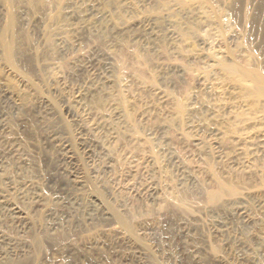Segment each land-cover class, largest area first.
I'll list each match as a JSON object with an SVG mask.
<instances>
[{
  "label": "rangeland",
  "instance_id": "374dc122",
  "mask_svg": "<svg viewBox=\"0 0 264 264\" xmlns=\"http://www.w3.org/2000/svg\"><path fill=\"white\" fill-rule=\"evenodd\" d=\"M9 4L0 0V249L18 255L6 264H195L191 244L203 264H242L203 218L226 214L229 199L208 200L211 164L248 206L264 201V109L239 80L264 77V0ZM48 136L67 141L70 162ZM159 142L199 179L185 206ZM93 199L99 211L86 217Z\"/></svg>",
  "mask_w": 264,
  "mask_h": 264
},
{
  "label": "bare ground",
  "instance_id": "6f19581e",
  "mask_svg": "<svg viewBox=\"0 0 264 264\" xmlns=\"http://www.w3.org/2000/svg\"><path fill=\"white\" fill-rule=\"evenodd\" d=\"M6 2L10 6L9 0H6ZM11 20L12 19L10 17L8 21L9 28L12 25ZM99 28L101 29L102 27L100 26ZM3 52L5 54V57L11 61L12 60V43L8 39L4 41ZM235 71L237 70L235 69ZM239 80L242 81L243 84L250 83L252 85L251 86L252 92L250 93L251 95L254 96L255 103L257 104V106L259 105L263 111L264 109V77L257 76L255 74H252L251 72L245 71V72L239 73ZM109 85H110V77L108 76L107 73L97 75L96 85L94 86V88H92L91 91L93 93H96L97 96L98 94L104 95V92L109 88ZM255 118L253 119L254 123L255 121H259L257 117ZM46 141H48V143H50L52 146H55L58 149L59 151L58 153L61 155L62 159L67 160L69 162L73 159L71 149L69 147L70 145H68L66 140H59L54 136H48ZM194 142H195L194 144L195 148L200 151L201 145L203 144V140L196 139L194 140ZM158 148L160 152L164 154L166 153V155L168 154L167 157L170 155L169 162L172 164L171 166H173V169H174V171L172 172L173 173L172 176L174 177L175 183L178 186L177 188L179 189V191L177 192V195L179 198V204L180 206L181 205L185 206L186 200L188 198L191 197L193 199H196L198 194L200 193L199 192L200 187H198L199 179L197 175L193 173H189L185 170L183 160H181L180 158L181 156L178 153L175 155L170 148L164 146L163 143H160V142H159ZM82 149L84 150V152H88L89 146L84 145L82 146ZM171 155H175V156L171 157ZM231 163H232V160H231ZM240 166H241V169L244 170L241 163H240ZM210 169L212 171V175L214 176L216 180V186L213 190L208 191V194H207L208 200L217 202V199L220 200V199H223L224 197H228L229 199L226 201V205L224 206V210H225V207L227 210L226 214L222 213V216H220L221 213L220 215L219 214L217 215L215 212H213V210L212 212H210L209 209H206L207 210L206 214L204 218L203 217L202 218L205 224H207L206 227H207L208 236L216 235L217 237H219L220 238L219 241L221 245L224 246L225 248H229L230 250H232V252L234 251L232 254L235 253L237 255L236 258L241 260L242 264H264V255L262 253L264 251L261 250L262 246L260 244L263 241H260V235L259 233H257V230H258L257 227L263 220L260 213L257 212V209L259 208V210L262 211L261 208L264 204V201L260 200L259 198L255 200L254 202H252V206H248L250 203L248 204L249 200L247 199V195L237 196L238 190L236 191V188L234 187L235 184L232 185L230 182H225L221 178H218V175L215 174V172H213L212 164L210 165ZM66 175L68 178H70L69 180L74 187L81 185L82 178L78 177L76 172H68ZM261 185L264 186V180L261 181ZM72 201L75 202L76 198H72ZM99 208L100 206L98 205V201L96 199H93L89 201V204L85 208L84 213L87 215L86 217H92L96 212L99 211ZM13 210L15 209L11 210L12 214L17 215L18 212L15 211V213H13ZM222 212H225V211H222ZM101 213L103 214L104 212H101ZM180 232H181V236L186 238V240L189 241V244H191L193 238H192L191 233L188 231V229L184 227ZM10 246L12 247L10 248ZM7 247H5L6 249L3 248V250L0 249V264H4V263L6 264V262L9 261L8 259H10V256L18 255V251L15 250V246L10 245L9 243L7 244ZM190 249H192L189 252V253H192V257H191L192 262H194L195 264H203L202 259L199 258L198 255L193 254V252L195 253V251L197 250L195 245L193 246L191 244ZM197 252L198 251H196V253ZM7 257L9 258L6 259ZM214 260L216 264H231L230 262L225 260L223 257H219V256H217Z\"/></svg>",
  "mask_w": 264,
  "mask_h": 264
}]
</instances>
